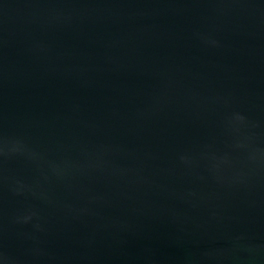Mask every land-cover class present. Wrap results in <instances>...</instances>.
<instances>
[{
	"label": "water",
	"instance_id": "obj_1",
	"mask_svg": "<svg viewBox=\"0 0 264 264\" xmlns=\"http://www.w3.org/2000/svg\"><path fill=\"white\" fill-rule=\"evenodd\" d=\"M0 264H264V0H0Z\"/></svg>",
	"mask_w": 264,
	"mask_h": 264
}]
</instances>
